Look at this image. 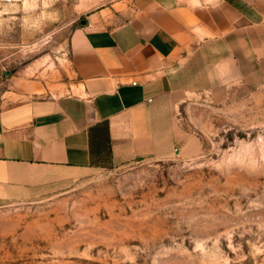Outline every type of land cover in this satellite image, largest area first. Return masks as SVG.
I'll use <instances>...</instances> for the list:
<instances>
[{"label": "rangeland", "instance_id": "1", "mask_svg": "<svg viewBox=\"0 0 264 264\" xmlns=\"http://www.w3.org/2000/svg\"><path fill=\"white\" fill-rule=\"evenodd\" d=\"M3 1L0 108L21 98L22 78L47 90L67 81L72 29L109 0ZM258 86L215 89L182 108L201 146L190 160L0 188V264H264V79Z\"/></svg>", "mask_w": 264, "mask_h": 264}, {"label": "crops", "instance_id": "2", "mask_svg": "<svg viewBox=\"0 0 264 264\" xmlns=\"http://www.w3.org/2000/svg\"><path fill=\"white\" fill-rule=\"evenodd\" d=\"M84 14L67 41L68 80L47 90L22 78L21 98L0 108L2 189L195 158L182 108L264 79V0H109Z\"/></svg>", "mask_w": 264, "mask_h": 264}, {"label": "water", "instance_id": "3", "mask_svg": "<svg viewBox=\"0 0 264 264\" xmlns=\"http://www.w3.org/2000/svg\"><path fill=\"white\" fill-rule=\"evenodd\" d=\"M81 23L83 24L84 22H83V21H81Z\"/></svg>", "mask_w": 264, "mask_h": 264}, {"label": "built area", "instance_id": "4", "mask_svg": "<svg viewBox=\"0 0 264 264\" xmlns=\"http://www.w3.org/2000/svg\"><path fill=\"white\" fill-rule=\"evenodd\" d=\"M2 0H0V2H1Z\"/></svg>", "mask_w": 264, "mask_h": 264}]
</instances>
